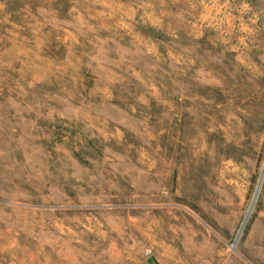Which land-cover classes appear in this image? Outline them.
Listing matches in <instances>:
<instances>
[{
	"label": "rangeland",
	"instance_id": "374dc122",
	"mask_svg": "<svg viewBox=\"0 0 264 264\" xmlns=\"http://www.w3.org/2000/svg\"><path fill=\"white\" fill-rule=\"evenodd\" d=\"M0 264H264V0H0Z\"/></svg>",
	"mask_w": 264,
	"mask_h": 264
}]
</instances>
